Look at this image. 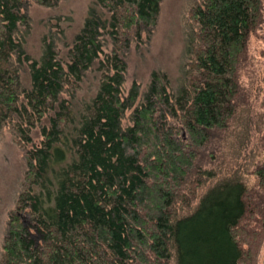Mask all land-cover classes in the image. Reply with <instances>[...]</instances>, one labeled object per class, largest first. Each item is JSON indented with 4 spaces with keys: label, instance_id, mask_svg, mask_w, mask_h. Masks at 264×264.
<instances>
[{
    "label": "trees",
    "instance_id": "trees-1",
    "mask_svg": "<svg viewBox=\"0 0 264 264\" xmlns=\"http://www.w3.org/2000/svg\"><path fill=\"white\" fill-rule=\"evenodd\" d=\"M162 2L94 0L66 57L47 45L37 61L20 31L29 25L24 0H0V132L15 121L22 140L37 129L43 138L26 152L0 264H259L264 161L254 187L234 174L199 191L217 174L206 167L209 147L223 142L249 102L241 72L253 37L264 38V0L195 5L185 84L170 94L168 77L153 72L136 106L141 86L127 97L122 90L126 51L133 36L156 28ZM14 58L29 63L30 87ZM90 69L101 81L78 109L75 95L63 94ZM131 109L133 124L124 129ZM179 205L190 212L179 215Z\"/></svg>",
    "mask_w": 264,
    "mask_h": 264
},
{
    "label": "rangeland",
    "instance_id": "rangeland-1",
    "mask_svg": "<svg viewBox=\"0 0 264 264\" xmlns=\"http://www.w3.org/2000/svg\"><path fill=\"white\" fill-rule=\"evenodd\" d=\"M52 1V6H48L38 0H24L21 13L27 17L29 25L22 26L20 31L25 50L33 60L39 61L42 58L47 45L55 46L59 59L65 58L69 45L82 30L94 2ZM201 1L163 0L158 24L152 33L149 35L143 32L139 39L133 36L126 51L127 70L122 90L123 95L127 97L134 83L141 86L136 106L144 102L153 72L168 77L170 94L179 93L185 84L192 61L188 43L192 37L195 39L193 33L198 31L197 24L190 18V11ZM261 35H264V32H261ZM111 41L112 39L104 41L106 44L103 58L113 48ZM250 55V62L241 72V83L247 91L249 102L242 106L223 142L209 147L206 167L213 168L217 174L199 191L201 195L229 175H237L249 187L258 183L254 172L264 161V38L253 37ZM13 61L22 75L23 87H30L29 63L24 59L23 63H19L16 58ZM100 81V75L95 69H90L80 85L66 88L63 97L72 100L71 95H75L76 107L79 109L96 93ZM133 112L134 109H131L125 113L122 121L124 129L133 124ZM168 120L175 127H179L177 118L170 117ZM15 124V121L7 123L0 132V260L11 213L16 208L28 170L26 152L38 146L43 139L37 129L30 135V142L22 140L15 131ZM181 135H186V132H181ZM178 209L179 215L190 212L183 209L182 205H179ZM263 258L264 252L259 264H262Z\"/></svg>",
    "mask_w": 264,
    "mask_h": 264
},
{
    "label": "water",
    "instance_id": "water-1",
    "mask_svg": "<svg viewBox=\"0 0 264 264\" xmlns=\"http://www.w3.org/2000/svg\"><path fill=\"white\" fill-rule=\"evenodd\" d=\"M262 264H264V259H263V263Z\"/></svg>",
    "mask_w": 264,
    "mask_h": 264
}]
</instances>
